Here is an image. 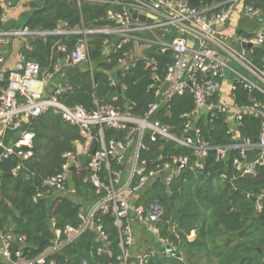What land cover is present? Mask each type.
<instances>
[{
    "label": "built area",
    "instance_id": "built-area-1",
    "mask_svg": "<svg viewBox=\"0 0 264 264\" xmlns=\"http://www.w3.org/2000/svg\"><path fill=\"white\" fill-rule=\"evenodd\" d=\"M18 1L0 0L5 8L1 17L3 25L8 23L9 14ZM111 3L122 7L121 11L110 10L107 17L113 25L96 30H70L64 22L59 23L53 32L33 31L28 27L0 29V65L4 62L2 48L15 38L23 40L24 47L29 48L27 41L38 36H43V39L48 35L83 36L73 53L67 55V48H60L61 56L49 71L43 72L39 63L27 60L23 53L15 68L0 70V147H5L0 163L11 157H33L35 134L23 127L29 119L52 110L60 113L70 125L78 127L81 139L75 142L73 151L64 154L65 161L59 173L45 181L46 189L35 201L47 199L56 191L66 192L71 172L81 169L84 159H88L87 180L101 194L87 211L80 214V227L60 229L51 219L54 235L51 246L35 259H26L21 252L14 253L15 236L10 230L5 231L0 227V261L7 264H61L53 256L79 240L88 229L96 233L97 254L111 256L109 235L104 225L97 224L95 220L98 213L113 214L115 225L120 229L122 256L119 264H129L130 257L136 259L130 264H147V251L138 254L131 252L136 242L134 221L146 226L164 244L165 249L170 245L161 238L159 229L165 215L164 208L159 204L148 207L136 205L147 185L161 181L170 186L187 169L204 171L213 151L216 152V162L230 161L239 177H257L259 171L264 169V27L255 25L264 16V8H255L246 0H231L229 7L218 13H213V8L195 9L185 0H114ZM133 11L137 12V18L133 17ZM94 33L107 36L103 56L106 55L108 61L113 51H124L120 60L123 70L135 67L140 59L145 62L146 69L151 72L150 89L154 93V101L144 116L134 115L131 101H126L123 107L119 105L118 96L113 97V103L97 101L92 111L82 106L69 107L62 101V97L72 90V86L65 81L66 71L92 63L87 36ZM137 44L156 46L151 51L155 54L174 52V64L169 65L161 76L155 57L144 55L137 59ZM127 46L132 48L125 51ZM257 54L261 55L260 65L252 58ZM111 83L117 88L120 85L121 94L126 90L113 77ZM239 87L251 95L248 102H240ZM187 92L193 96L194 108L182 115L183 129L179 135L158 115L164 112L171 116L173 100L184 97ZM220 115L226 117L230 126L229 145H215L206 138L201 127V122L209 125ZM246 117L260 120L257 142L240 133ZM9 129L22 131L18 141L10 146L4 143ZM106 129L127 131L128 135L124 141H107ZM145 135L153 143L158 140L171 141L176 147L187 148L194 154L174 155L165 159L161 156L158 162L150 165L141 160V152L148 149L144 142ZM120 151L122 154H119ZM250 153L254 156L251 157ZM112 159L123 169L111 171ZM21 167L18 165L13 174L17 175ZM104 167L109 170L107 182L101 178ZM162 172L165 173L164 180L161 179ZM1 176L0 169V189ZM221 178L225 180L228 177L222 174ZM247 198L251 196L247 195ZM254 202L257 212L262 213L264 190L254 198ZM18 240L24 242L25 238L19 237ZM175 249L171 248L168 253L174 256ZM83 264L89 262L84 261Z\"/></svg>",
    "mask_w": 264,
    "mask_h": 264
},
{
    "label": "trees",
    "instance_id": "trees-1",
    "mask_svg": "<svg viewBox=\"0 0 264 264\" xmlns=\"http://www.w3.org/2000/svg\"><path fill=\"white\" fill-rule=\"evenodd\" d=\"M41 0L42 7L30 15L21 16V24L14 21L3 25L1 17L5 8L0 4V29L11 30L28 27L33 31L53 32L64 22L70 30H96L112 26L108 20V12L121 11L122 7L114 6V0ZM195 9L213 8V13L221 12L229 7L231 0H185ZM255 8H264V0H246ZM83 39L82 35H48L46 38L32 42L29 48L24 47L23 55L27 60L36 61L42 71H49L61 56L60 48H67V55L76 50ZM92 62L103 56L104 43L107 36L94 33L87 36ZM115 40V38H112ZM132 46L125 47V51ZM124 51H113L109 61L92 74H82L65 81L72 86L62 101L69 107L82 106L88 111L96 108V102L113 103L114 96L119 97L122 107L126 101L133 103V113L144 116L149 105L154 101V93L150 89L151 72L146 69L145 62L140 59L135 67L129 70H118L116 77L110 75L113 68L120 66ZM148 55L155 57L160 65L159 73L163 76L169 65L174 64V52ZM261 64V55L252 57ZM115 78L119 84L126 87L123 94L111 83ZM241 103L248 102L251 95L238 88ZM194 108L193 96L190 92L183 97H177L172 102L171 116L162 112L158 115L163 123L175 128L180 135L183 129L182 115ZM260 120L246 117L240 127V133L245 138L257 142L260 134ZM207 139L215 145H229L231 137L228 134L229 124L226 117L220 115L213 123L207 125L201 122ZM24 130L35 134L33 140V157L22 159L11 157L0 163L2 170L0 189V227L10 230L15 236L13 252H21L26 259H35L44 253L53 240L51 219L57 227H80V214L87 211L100 197L97 187L87 180L88 159L83 166L70 174L67 191L64 194L51 197L55 202L47 208L46 199L36 197L45 191L46 180L56 176L65 159L64 154L73 151L75 142L81 139L80 129L67 123L60 113L48 111L38 117L29 119ZM20 130H7L4 137L6 145H13L20 138ZM127 131L106 129L107 141H124ZM147 150L141 152V160L150 165L158 162L163 156H192L193 151L176 147L171 141L158 140L153 143L145 135ZM21 165L17 175L13 170ZM123 169L116 160L110 161V170ZM226 174L227 179L221 175ZM109 170L104 167L101 178L107 182ZM264 190V169L257 177H239L234 172L230 161L217 163L216 152H211L204 171L187 169L175 178L170 186L161 181L147 185L136 201V205L148 207L159 204L165 210V215L159 223L161 238L169 242L171 248H176L174 256L165 248L150 249L147 264H263L264 258V209L262 213L256 210L254 198ZM250 195L251 198H247ZM1 197L5 201L1 200ZM96 223L103 224L110 240L111 256L97 254L96 233L88 229L82 237L67 245L60 253L53 256L61 264H108L121 263L122 249L120 247V229L115 225L113 214L96 215ZM196 232L191 240L192 232ZM19 237H24L20 242ZM261 250V253L259 251ZM0 264H7L0 261Z\"/></svg>",
    "mask_w": 264,
    "mask_h": 264
},
{
    "label": "crops",
    "instance_id": "crops-1",
    "mask_svg": "<svg viewBox=\"0 0 264 264\" xmlns=\"http://www.w3.org/2000/svg\"><path fill=\"white\" fill-rule=\"evenodd\" d=\"M41 3V5H43V3L41 2V0H20L15 4V7L13 8V10L11 11V13L9 14V21L8 23L13 24L14 21L19 22L21 24V16L28 14L30 15L31 13H33V11H35L31 5H37ZM42 7V6H41ZM7 23V24H8ZM258 27H264V16L257 21V23L255 24ZM91 31V30H89ZM24 44L25 42L23 40H21L20 38H15L13 39L9 45H6L2 48V52L4 55V62L0 65V70H5V71H10L13 68H15L17 66V64L19 63V56L22 53V50L24 48ZM0 129H1V125H0ZM7 132V131H6ZM6 135V134H5ZM10 146V145H9ZM55 193V197L61 194H64L66 192H54ZM139 223L137 221H134V227L135 229V245L134 247L131 249L132 254H138L140 252H144V251H148L150 248L147 247V244L144 245L143 240L141 237H139V233L137 234V228H138ZM149 233H151V237L154 239L152 242V250H157L156 248V244L161 243L163 246L164 244L159 241L153 234L152 232H150V230L148 229ZM196 237V232L193 231L190 239L193 240Z\"/></svg>",
    "mask_w": 264,
    "mask_h": 264
},
{
    "label": "water",
    "instance_id": "water-1",
    "mask_svg": "<svg viewBox=\"0 0 264 264\" xmlns=\"http://www.w3.org/2000/svg\"><path fill=\"white\" fill-rule=\"evenodd\" d=\"M41 3L37 4V5H31V7L34 9V10H38L41 8ZM137 12L136 11H133V17L134 18H137ZM142 20H145L144 17H140ZM150 22V20H149ZM43 39V36H38V37H34L32 39H29L27 41V44L30 45L32 42H35L37 40H41ZM108 62V57L106 55L102 56L99 60L95 61V62H92V63H84V64H81L80 66L78 67H73L69 70L66 71L65 75H66V78L68 80H72L73 78L75 77H78L82 74H92L96 71H98L102 66L106 65ZM118 90H119V94H121V87L120 85L118 86ZM130 104H132L130 102ZM5 152V147H0V157L4 154ZM93 153L95 154L96 153V148L93 150ZM119 154H122V151L119 152ZM251 157H253V153H250ZM73 170V169H72ZM165 178V173L162 172L161 173V179L164 180ZM1 200L2 201H5V199L3 197H1ZM55 202V199L53 197H48L46 199V203H47V208L50 209V206ZM166 250L168 252L171 251V247L170 246H167ZM260 253H261V250L259 249ZM136 259L134 257H130L129 260H128V263L130 264L132 261H135Z\"/></svg>",
    "mask_w": 264,
    "mask_h": 264
},
{
    "label": "rangeland",
    "instance_id": "rangeland-1",
    "mask_svg": "<svg viewBox=\"0 0 264 264\" xmlns=\"http://www.w3.org/2000/svg\"><path fill=\"white\" fill-rule=\"evenodd\" d=\"M244 26V25H243ZM156 48V46L154 45H148V44H137V46L135 47V55L137 57V59L142 58L144 55H148L152 50H154ZM124 67L122 65H120L119 67H115L112 69V71L110 72V75L113 77H116V73L118 70H122ZM55 196V193H54ZM136 229V228H135ZM139 233V237L142 238L144 245L147 244V247L150 248V251H152L153 247H152V241L154 240L151 237V233H149L148 228L146 226L140 225L137 228V234ZM162 248H164V246L159 243L156 244V248L157 250H161Z\"/></svg>",
    "mask_w": 264,
    "mask_h": 264
}]
</instances>
